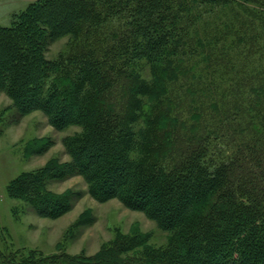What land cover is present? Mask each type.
I'll list each match as a JSON object with an SVG mask.
<instances>
[{
  "label": "trees",
  "instance_id": "1",
  "mask_svg": "<svg viewBox=\"0 0 264 264\" xmlns=\"http://www.w3.org/2000/svg\"><path fill=\"white\" fill-rule=\"evenodd\" d=\"M241 1L36 0L0 25L14 123L41 112L58 132L79 129L62 140L69 161L23 172L8 197L56 220L81 193L49 185L81 177L96 201L117 200L167 233L162 246L121 236L93 256L6 248L0 264H264V77L249 91L176 89L196 55L191 6ZM66 38L69 50L48 58ZM43 143L30 151L47 152Z\"/></svg>",
  "mask_w": 264,
  "mask_h": 264
},
{
  "label": "rangeland",
  "instance_id": "2",
  "mask_svg": "<svg viewBox=\"0 0 264 264\" xmlns=\"http://www.w3.org/2000/svg\"><path fill=\"white\" fill-rule=\"evenodd\" d=\"M34 1L1 3L0 25L11 26L13 14L24 11ZM191 8L198 18L190 40L195 49L189 50L191 56L196 55L187 60V70L182 72L187 77H182L176 89L191 87L205 92L234 93L249 91L253 85L258 87L264 77V0L241 1L223 7L195 4ZM69 43V38L55 42L50 46L48 58L57 59L66 53ZM217 56L224 60L219 62L222 66L206 67L204 61ZM11 105V100L0 92V230L4 231L0 250L93 256L119 237L133 235L149 236V244L154 247L166 244L167 233L154 221L141 212L127 209L117 200L96 201L87 193L81 177L49 185L58 194L67 190L81 193L73 210L56 220L38 217L26 202L10 199L7 187L23 172L42 168L53 158L69 161L62 140L79 130L71 127L58 132L41 112L14 123L15 111H6ZM46 139L52 142L47 152L37 155L30 151Z\"/></svg>",
  "mask_w": 264,
  "mask_h": 264
},
{
  "label": "crops",
  "instance_id": "3",
  "mask_svg": "<svg viewBox=\"0 0 264 264\" xmlns=\"http://www.w3.org/2000/svg\"><path fill=\"white\" fill-rule=\"evenodd\" d=\"M6 1L8 2L10 0H0V4L3 3V2H6ZM11 1H14V0H11Z\"/></svg>",
  "mask_w": 264,
  "mask_h": 264
}]
</instances>
